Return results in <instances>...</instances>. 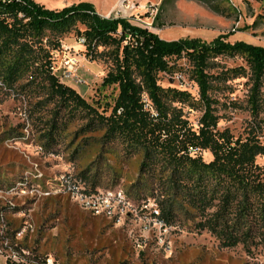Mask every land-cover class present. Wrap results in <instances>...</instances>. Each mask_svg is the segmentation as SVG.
Returning <instances> with one entry per match:
<instances>
[{
    "label": "rangeland",
    "instance_id": "obj_1",
    "mask_svg": "<svg viewBox=\"0 0 264 264\" xmlns=\"http://www.w3.org/2000/svg\"><path fill=\"white\" fill-rule=\"evenodd\" d=\"M31 1L49 10L90 3L101 16L126 19L164 41L210 42L228 34L231 44L264 48V0H216L220 13L193 0ZM77 39L74 32L61 37L84 58L79 74L85 84L74 90L101 113L118 93L116 87L101 86L113 65L106 57H87ZM177 65L189 68L185 60ZM213 66L210 73L218 75L245 64L220 57ZM158 84L199 98L197 86L184 72L159 74ZM21 86L24 81L15 89L0 85V264H264L260 245L250 247L249 253L242 245L223 248L210 233L196 230L182 210L172 225L165 224L154 213L165 200L162 184L156 182L138 200L127 194L138 178L141 153L128 155L118 142L104 144L101 133L85 131L88 121L79 114L74 117L58 108L32 85ZM250 86L247 77L214 84L210 95L218 102V130L244 137L252 121ZM261 103L258 121L264 144V80ZM179 107L197 129L201 111ZM53 124L56 130L49 140ZM201 156L205 162L212 159L207 151ZM256 163L264 168L263 158ZM113 193H122L124 200Z\"/></svg>",
    "mask_w": 264,
    "mask_h": 264
},
{
    "label": "trees",
    "instance_id": "obj_2",
    "mask_svg": "<svg viewBox=\"0 0 264 264\" xmlns=\"http://www.w3.org/2000/svg\"><path fill=\"white\" fill-rule=\"evenodd\" d=\"M193 1L220 13L216 0ZM72 32L85 40L87 57L112 62L101 86L116 87L118 93L101 113L51 73L61 37ZM228 36L210 42L164 41L126 19L100 16L90 3L49 10L31 0H0V85L15 89L24 81L18 89L32 85L44 91L58 108L88 121L85 131L101 133L104 144L118 142L128 155L141 153L138 178L127 194L138 200L156 182L162 184L165 200L158 205L165 224L172 225L182 210L196 230L210 233L221 247L242 245L249 253L254 245L264 249V168L256 163L257 158L264 159L258 121L264 48L231 44ZM220 57L239 58L245 66L211 74ZM179 60L189 68L178 66ZM178 72L189 76L199 98L158 84L159 74ZM240 77L251 84L247 108L252 121L244 137H235L228 129H217L218 102L210 93L215 83ZM143 97L154 114L144 109ZM179 106L201 111L197 129ZM54 127L47 134L49 140ZM204 151L212 156L209 162L201 156Z\"/></svg>",
    "mask_w": 264,
    "mask_h": 264
},
{
    "label": "built area",
    "instance_id": "obj_3",
    "mask_svg": "<svg viewBox=\"0 0 264 264\" xmlns=\"http://www.w3.org/2000/svg\"><path fill=\"white\" fill-rule=\"evenodd\" d=\"M77 44L79 45V47L85 49V40L83 38H78ZM82 60H84V58H82L79 53L72 51L71 46H66L60 40V48L56 52L50 68L51 73L56 76L61 84L71 88H77L85 84V81L79 74L82 66ZM143 103L144 109L149 110L152 114H154V111L152 110L147 97H143ZM116 197L119 201L124 200V196L122 193H113V198ZM105 199L107 201L109 200L108 198ZM95 211H97L98 213V210ZM154 213L156 214V216L159 215L158 211L156 210L154 211Z\"/></svg>",
    "mask_w": 264,
    "mask_h": 264
},
{
    "label": "crops",
    "instance_id": "obj_4",
    "mask_svg": "<svg viewBox=\"0 0 264 264\" xmlns=\"http://www.w3.org/2000/svg\"><path fill=\"white\" fill-rule=\"evenodd\" d=\"M114 4V3H113ZM61 6V5H60ZM60 6H58L57 8H59ZM69 6V5H68ZM57 8L56 9H53V10H57ZM95 8V7H94ZM111 8V7H110ZM47 9V8H46ZM95 11H96V9H95ZM97 12V11H96ZM98 13V12H97ZM99 14V13H98ZM100 15V14H99ZM101 16V15H100ZM104 17V16H103Z\"/></svg>",
    "mask_w": 264,
    "mask_h": 264
}]
</instances>
